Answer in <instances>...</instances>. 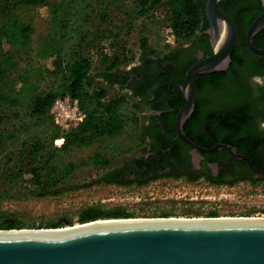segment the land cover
<instances>
[{"label": "rangeland", "instance_id": "374dc122", "mask_svg": "<svg viewBox=\"0 0 264 264\" xmlns=\"http://www.w3.org/2000/svg\"><path fill=\"white\" fill-rule=\"evenodd\" d=\"M166 1L141 11L138 0H83L91 9L89 20L80 26L66 50L67 55L87 57L91 61V74L97 75L113 59L118 58L123 66L134 61L140 54L142 41L153 54L176 47L184 39L172 28ZM61 2L0 0V66L7 73L6 81L0 84V230H4L3 222L12 220L19 221L27 230L73 228L80 225L77 221L80 213L88 209L130 216V219L110 220L212 219L213 213L217 216L213 219H264L263 182L219 186L177 177H164L145 185L101 181L105 169L119 164L140 147L135 141L139 128L134 133L124 126L108 143L103 140L91 147L57 150L50 141V121L46 116H32L30 105L32 93L47 91L54 81L50 75L52 58L40 51L52 26L51 11ZM12 17L18 26L29 28L30 41L23 48L11 47L2 34ZM80 21L77 18L75 25ZM8 55L12 61L6 65L4 58ZM23 73L34 84L26 92H21L18 80ZM94 88L104 91L106 100L117 96L116 89L107 87L99 79ZM11 99L18 102L15 104ZM37 142L54 153L62 165L78 166L65 188L89 186L45 197L32 194L24 183L30 178L34 163L28 152ZM93 153H105L110 166H79ZM53 226L59 228H50Z\"/></svg>", "mask_w": 264, "mask_h": 264}, {"label": "flooded vegetation", "instance_id": "af4514ba", "mask_svg": "<svg viewBox=\"0 0 264 264\" xmlns=\"http://www.w3.org/2000/svg\"><path fill=\"white\" fill-rule=\"evenodd\" d=\"M233 1L219 7L236 32L228 66L192 79L193 110L182 131L197 148L176 134V115L186 106L178 86L193 65L213 54L207 20L176 47L161 54L141 50L134 61L111 70L108 79L97 78L130 101L143 137L131 156L102 172L105 181L145 185L177 177L219 186L264 183V55L252 54L245 43L264 9L261 0ZM238 33L244 36L239 47ZM252 43L264 48V28ZM217 145L226 148L207 152Z\"/></svg>", "mask_w": 264, "mask_h": 264}, {"label": "water", "instance_id": "95a60500", "mask_svg": "<svg viewBox=\"0 0 264 264\" xmlns=\"http://www.w3.org/2000/svg\"><path fill=\"white\" fill-rule=\"evenodd\" d=\"M233 0H206L212 56L193 65L181 90L186 106L176 115V134L197 148L182 124L194 102L192 79L225 70L236 44L232 21L219 5ZM264 9V0H261ZM264 28V12L245 34L248 50L257 56L264 48L253 37ZM171 110L169 112H173ZM225 146L217 145L207 152ZM0 264H264V222L144 221L96 226L74 231L0 230Z\"/></svg>", "mask_w": 264, "mask_h": 264}, {"label": "trees", "instance_id": "16d2710c", "mask_svg": "<svg viewBox=\"0 0 264 264\" xmlns=\"http://www.w3.org/2000/svg\"><path fill=\"white\" fill-rule=\"evenodd\" d=\"M206 0H167L165 5L169 8L172 17V28L178 36L184 40L194 35L197 29L205 23L204 7ZM232 2V1H229ZM235 2V1H233ZM242 3L243 0L236 1ZM228 3V2H226ZM220 4L219 7L224 6ZM162 4V0H138L141 11L153 9ZM90 7L83 0H62L51 11V29L47 37L43 49L40 51L43 55L52 58L50 75L54 79L52 85L45 92L31 95L30 113L32 116L41 118L47 117L51 123L50 141L54 144L55 140L63 139L62 146L58 151H66L72 147H91L95 143L107 140L112 141L113 137L121 133L122 128L128 127L132 132L136 133L139 128L138 115L133 110L124 96H115L106 100L104 91L94 88L97 78H109V72L121 64V61L113 59L97 75L91 74V61L78 54L77 57L67 55V48L75 35L79 32L81 25L89 20ZM81 19L80 23L75 25L77 18ZM30 31L28 27L18 26L15 18H11L3 29V36L8 44L13 48H23L29 44ZM243 34L238 33L237 47L240 46V40ZM140 48L143 52L153 54L145 45V41L141 42ZM12 57L8 55L4 58V64L9 65ZM7 79V73L0 66V84ZM21 92H26L34 88V84L30 82L26 73L18 76ZM109 82V81H108ZM107 87H110L106 85ZM33 91V90H32ZM62 95H69L78 100L79 108L84 114L83 122L75 129H71L62 133L57 128L49 116V110L54 100ZM15 104L16 99H11ZM138 145L143 143V137L140 132L135 137ZM32 159V167L29 171L30 178L25 181V186L32 194L45 197L58 195L67 190L84 188L86 185H70L65 188L67 180L72 177L73 173L78 169L77 165H62L54 153L46 151L45 145L35 143L28 152ZM42 158V160H40ZM40 162L37 163L36 162ZM79 166H93L95 168H106L110 166V159L105 153H93ZM20 175V174H19ZM106 174H101V181H105ZM108 178V176L106 177ZM217 217L215 213L210 218ZM110 219H130V216L123 212H103L95 209L83 211L78 216V223L85 224L97 220ZM78 225V224H75ZM74 226V225H73ZM4 230H21L24 229L17 220L3 222ZM50 228H59L53 226ZM36 230L46 229L42 227L33 228Z\"/></svg>", "mask_w": 264, "mask_h": 264}, {"label": "built area", "instance_id": "2783aa9c", "mask_svg": "<svg viewBox=\"0 0 264 264\" xmlns=\"http://www.w3.org/2000/svg\"><path fill=\"white\" fill-rule=\"evenodd\" d=\"M49 116L53 124L62 133L77 128L84 120V114L79 108L78 100L69 95H62L54 100L49 110ZM62 144V138L54 141L57 149Z\"/></svg>", "mask_w": 264, "mask_h": 264}, {"label": "bare ground", "instance_id": "6f19581e", "mask_svg": "<svg viewBox=\"0 0 264 264\" xmlns=\"http://www.w3.org/2000/svg\"><path fill=\"white\" fill-rule=\"evenodd\" d=\"M144 221H176V222H182V221H194V222H230V221H245V222H264V219H245V218H218V219H190V220H177V219H162V220H97L94 222H89L85 224H80L78 226H75L73 228H67V229H50L47 231H74V230H79V229H88V228H93L96 226H105V225H113V224H130V223H138V222H144ZM45 231V230H43Z\"/></svg>", "mask_w": 264, "mask_h": 264}]
</instances>
